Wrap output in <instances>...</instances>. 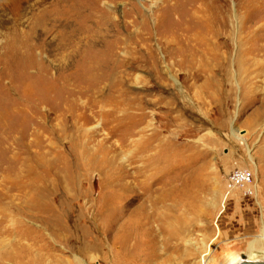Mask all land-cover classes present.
Here are the masks:
<instances>
[{"label": "rangeland", "instance_id": "374dc122", "mask_svg": "<svg viewBox=\"0 0 264 264\" xmlns=\"http://www.w3.org/2000/svg\"><path fill=\"white\" fill-rule=\"evenodd\" d=\"M263 47L264 0H0V261L264 262Z\"/></svg>", "mask_w": 264, "mask_h": 264}, {"label": "bare ground", "instance_id": "6f19581e", "mask_svg": "<svg viewBox=\"0 0 264 264\" xmlns=\"http://www.w3.org/2000/svg\"><path fill=\"white\" fill-rule=\"evenodd\" d=\"M197 35H198V37H201L202 34L200 35L199 32H197ZM202 39H204V38H202ZM204 42H206V41H204ZM167 216H168V214H167ZM174 223H175V220H174L173 223L167 222L165 224L164 230L167 231V234H155V235H161L162 237H164L165 240H167L170 243L171 242H175V241L181 242V241H184L185 239H187V237L190 234H181L180 233V231H181L180 229L173 228L174 227ZM123 238L121 240V244L122 245H121V248H119V251H120V249L122 250V246H126L125 245V241H126L125 240V235L123 236ZM256 244L258 245V248L259 247L260 248L264 247V229L262 231L261 237L256 240ZM245 261L253 262V260H249V258L247 260H245ZM9 262H11V264H51L52 262L59 263L58 260L56 259V257L54 255H52V253L45 254V253L41 252V253H32V254H30V251H28V249L27 250H16V249H14V250H11V251L7 252L5 255L2 256V260L0 261V264H10Z\"/></svg>", "mask_w": 264, "mask_h": 264}, {"label": "built area", "instance_id": "2783aa9c", "mask_svg": "<svg viewBox=\"0 0 264 264\" xmlns=\"http://www.w3.org/2000/svg\"><path fill=\"white\" fill-rule=\"evenodd\" d=\"M252 179H253L252 175L247 171H240V170L235 171L230 178L231 181L230 188L232 187L233 184L245 187L252 183Z\"/></svg>", "mask_w": 264, "mask_h": 264}, {"label": "water", "instance_id": "95a60500", "mask_svg": "<svg viewBox=\"0 0 264 264\" xmlns=\"http://www.w3.org/2000/svg\"><path fill=\"white\" fill-rule=\"evenodd\" d=\"M238 264H264V262H250V261H243L241 263Z\"/></svg>", "mask_w": 264, "mask_h": 264}, {"label": "flooded vegetation", "instance_id": "af4514ba", "mask_svg": "<svg viewBox=\"0 0 264 264\" xmlns=\"http://www.w3.org/2000/svg\"><path fill=\"white\" fill-rule=\"evenodd\" d=\"M245 260V259H244Z\"/></svg>", "mask_w": 264, "mask_h": 264}]
</instances>
